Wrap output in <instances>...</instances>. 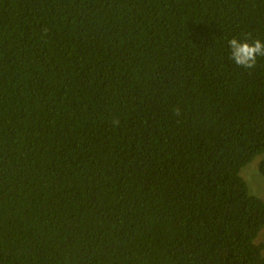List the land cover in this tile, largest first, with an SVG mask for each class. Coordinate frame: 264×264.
Masks as SVG:
<instances>
[{
  "label": "trees",
  "instance_id": "obj_1",
  "mask_svg": "<svg viewBox=\"0 0 264 264\" xmlns=\"http://www.w3.org/2000/svg\"><path fill=\"white\" fill-rule=\"evenodd\" d=\"M264 0H0V264H264Z\"/></svg>",
  "mask_w": 264,
  "mask_h": 264
},
{
  "label": "clouds",
  "instance_id": "obj_2",
  "mask_svg": "<svg viewBox=\"0 0 264 264\" xmlns=\"http://www.w3.org/2000/svg\"><path fill=\"white\" fill-rule=\"evenodd\" d=\"M230 60L245 69H254L258 58H264V40L257 38L240 39L236 36L228 40Z\"/></svg>",
  "mask_w": 264,
  "mask_h": 264
},
{
  "label": "rangeland",
  "instance_id": "obj_3",
  "mask_svg": "<svg viewBox=\"0 0 264 264\" xmlns=\"http://www.w3.org/2000/svg\"><path fill=\"white\" fill-rule=\"evenodd\" d=\"M259 157H255L241 169V174L246 180L250 191L264 199V176L258 170ZM256 242L264 244V228L256 238Z\"/></svg>",
  "mask_w": 264,
  "mask_h": 264
}]
</instances>
